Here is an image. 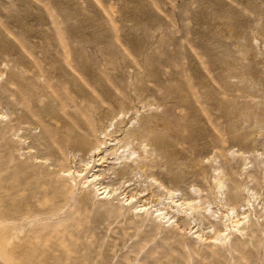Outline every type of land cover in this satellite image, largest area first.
I'll list each match as a JSON object with an SVG mask.
<instances>
[{
    "label": "rangeland",
    "instance_id": "1",
    "mask_svg": "<svg viewBox=\"0 0 264 264\" xmlns=\"http://www.w3.org/2000/svg\"><path fill=\"white\" fill-rule=\"evenodd\" d=\"M3 260L264 264V0H0Z\"/></svg>",
    "mask_w": 264,
    "mask_h": 264
},
{
    "label": "bare ground",
    "instance_id": "2",
    "mask_svg": "<svg viewBox=\"0 0 264 264\" xmlns=\"http://www.w3.org/2000/svg\"><path fill=\"white\" fill-rule=\"evenodd\" d=\"M86 164H88V163H86ZM79 174H81V171H79L78 172ZM98 174H96V173H94L92 176H89V177H87V179H86V183L87 182H91L92 180H95L96 178H98ZM98 190H100V193H102V194H104V195H109V194H111L112 192H111V189L109 188V186H107V185H103L102 183H99V187H98ZM176 192L177 191H171V195H170V197H168L169 198V200L170 201H168V202H171V203H174L175 205H178L179 207H178V210H180V209H185V210H187V209H190L192 206H193V204H194V201L192 200V199H179V198H175L177 195H176ZM168 198H166V199H168ZM172 198V199H171ZM127 200L129 201V202H131V200H132V198H127ZM146 207L147 206H145L144 204H141L140 205V208H141V210H143V209H146ZM139 208V207H138ZM231 210H234L233 208L231 209ZM157 211L159 212V214H162L163 213V211H162V209L161 208H157ZM235 211V210H234ZM226 216H228L229 217V219L232 221V223H233V226H238L242 221H241V217H239L238 216V214H236V212H233V215L232 216H230V214L228 213ZM243 218V217H242ZM224 224H225V226H226V229H228L229 227H228V223H227V221H225L224 222ZM200 237H202V235L201 234H198ZM212 238H213V240H218V239H222V236H220L219 234H216V233H214L212 236H211ZM3 261H6L7 262V264H12L10 261H8V260H3ZM1 264V263H0ZM6 264V263H5Z\"/></svg>",
    "mask_w": 264,
    "mask_h": 264
}]
</instances>
